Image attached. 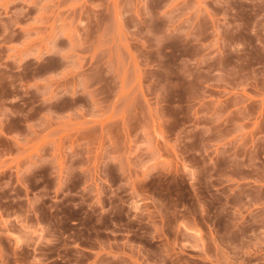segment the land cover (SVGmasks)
<instances>
[{"label":"rangeland","instance_id":"rangeland-1","mask_svg":"<svg viewBox=\"0 0 264 264\" xmlns=\"http://www.w3.org/2000/svg\"><path fill=\"white\" fill-rule=\"evenodd\" d=\"M0 264H264V0H0Z\"/></svg>","mask_w":264,"mask_h":264}]
</instances>
